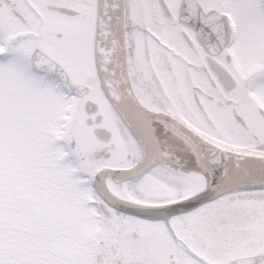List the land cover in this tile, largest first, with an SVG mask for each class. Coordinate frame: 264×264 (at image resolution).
I'll list each match as a JSON object with an SVG mask.
<instances>
[{
	"label": "snow or ice",
	"instance_id": "snow-or-ice-1",
	"mask_svg": "<svg viewBox=\"0 0 264 264\" xmlns=\"http://www.w3.org/2000/svg\"><path fill=\"white\" fill-rule=\"evenodd\" d=\"M0 264H264V0H0Z\"/></svg>",
	"mask_w": 264,
	"mask_h": 264
}]
</instances>
